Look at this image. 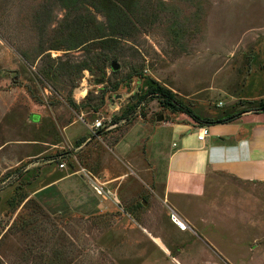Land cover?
<instances>
[{
    "label": "rangeland",
    "instance_id": "1",
    "mask_svg": "<svg viewBox=\"0 0 264 264\" xmlns=\"http://www.w3.org/2000/svg\"><path fill=\"white\" fill-rule=\"evenodd\" d=\"M135 10L132 34L95 47L75 38L63 0H0V264H264V184L228 197L209 180L198 215L217 216L224 195L223 216L239 224L224 228L236 244H221L238 258L208 254L191 223L177 231L165 175L173 123L189 116L145 94L159 83L213 121L258 109L264 0H139Z\"/></svg>",
    "mask_w": 264,
    "mask_h": 264
},
{
    "label": "crops",
    "instance_id": "2",
    "mask_svg": "<svg viewBox=\"0 0 264 264\" xmlns=\"http://www.w3.org/2000/svg\"><path fill=\"white\" fill-rule=\"evenodd\" d=\"M262 113L264 112L245 110L231 121L204 124L210 130L204 140L197 137L201 125L191 117L173 123L172 147L167 161L163 200L169 207V212L171 209L177 210L187 222L188 227L185 230H180L172 222L177 231L192 229L191 225L200 229V234L195 232L197 239L199 238L197 244L204 243L208 254H223L226 259L238 258L221 244L228 235L235 236L232 242L236 244L238 232L232 233L230 230L225 232L224 228L229 226L227 224L229 221H232L233 226L239 224L235 219L231 220L229 215L223 216L226 211L222 209L221 203L224 195L218 197V207L215 206L219 211L217 216L212 215L210 219L198 214L202 211L210 179L215 181L218 193L225 191L228 197L236 194L234 193L236 190L239 191V195L246 193L245 189H242L244 185L264 184ZM39 142L46 144L43 140ZM189 211L196 213L192 215L195 222L188 214ZM226 212H230L229 206ZM247 244L253 245L251 240ZM252 247L249 245L248 250L252 251ZM260 253L261 257L264 256V244Z\"/></svg>",
    "mask_w": 264,
    "mask_h": 264
},
{
    "label": "trees",
    "instance_id": "3",
    "mask_svg": "<svg viewBox=\"0 0 264 264\" xmlns=\"http://www.w3.org/2000/svg\"><path fill=\"white\" fill-rule=\"evenodd\" d=\"M138 1L139 0H63L65 6L69 10L64 20L67 26L74 29V32L76 33L75 38L80 40V44L88 42L91 46L108 47L110 46L111 41L116 40L118 37L132 34L137 29L133 18H135V8ZM85 2L102 11L107 23L104 24L103 22L98 21L95 16L89 12L88 7L84 4ZM38 19H40V16ZM97 56L101 57V55L99 56V53ZM92 63L93 62L89 63L88 61H85L82 67H89ZM157 93L166 96L169 105H171L176 111L185 113L201 126L215 122L231 121L238 117L241 112L252 110L249 108L242 109L227 117L226 120L213 121L199 115L194 109L182 102L176 103L174 93L159 83L150 85L145 94ZM256 110L264 112V100L260 101L259 108Z\"/></svg>",
    "mask_w": 264,
    "mask_h": 264
},
{
    "label": "built area",
    "instance_id": "4",
    "mask_svg": "<svg viewBox=\"0 0 264 264\" xmlns=\"http://www.w3.org/2000/svg\"><path fill=\"white\" fill-rule=\"evenodd\" d=\"M100 128L105 129L103 121L100 118H98L92 124L93 133L95 134L96 131L99 130ZM209 133H210L209 127L207 125H202L199 127L197 137L199 140H204L209 135ZM59 166L64 167L65 162L64 161L60 162ZM82 170L88 177H90L88 175V173H86V171H84V169H82ZM97 189L99 190L98 192L102 193L101 192L102 187L98 186ZM169 216H170L171 222H173L174 225L176 227H178L180 230L187 229L188 225H187L186 220L181 216V214L177 210L171 209L169 212Z\"/></svg>",
    "mask_w": 264,
    "mask_h": 264
},
{
    "label": "water",
    "instance_id": "5",
    "mask_svg": "<svg viewBox=\"0 0 264 264\" xmlns=\"http://www.w3.org/2000/svg\"><path fill=\"white\" fill-rule=\"evenodd\" d=\"M111 67H112V69H114V70H118V69L120 68V64H119L116 60H113V61L111 62ZM157 119H158V120L162 119V116L159 115Z\"/></svg>",
    "mask_w": 264,
    "mask_h": 264
}]
</instances>
